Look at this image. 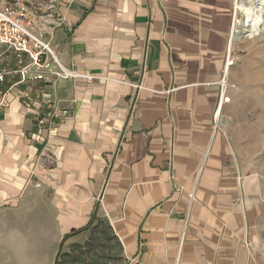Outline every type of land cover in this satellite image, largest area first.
Returning <instances> with one entry per match:
<instances>
[{
    "label": "crops",
    "instance_id": "crops-1",
    "mask_svg": "<svg viewBox=\"0 0 264 264\" xmlns=\"http://www.w3.org/2000/svg\"><path fill=\"white\" fill-rule=\"evenodd\" d=\"M237 2L50 0L30 30L93 83L51 57L23 81L28 56L0 46V264H55L94 212L125 264H264V171L236 145L226 73Z\"/></svg>",
    "mask_w": 264,
    "mask_h": 264
},
{
    "label": "rangeland",
    "instance_id": "rangeland-1",
    "mask_svg": "<svg viewBox=\"0 0 264 264\" xmlns=\"http://www.w3.org/2000/svg\"><path fill=\"white\" fill-rule=\"evenodd\" d=\"M3 1L0 0V3ZM24 1L34 13L50 11V0ZM238 17L242 20L243 15L239 13ZM34 21L32 20V24ZM236 31H239L240 35H236L232 43L231 61L233 71L238 74L239 79L229 81L230 105L233 106L235 118L233 130L244 163L259 172L264 171V32L256 38L248 39L244 37L247 30L242 26L238 25ZM110 237L105 229L95 236L96 248L86 258V262L78 260L76 256L74 259L66 256V253H70L71 247L67 248L65 245L60 264H94L93 258L100 261L99 264H125L116 241L109 240ZM87 238L88 236L85 238L84 235H78V244H83Z\"/></svg>",
    "mask_w": 264,
    "mask_h": 264
},
{
    "label": "built area",
    "instance_id": "built-area-1",
    "mask_svg": "<svg viewBox=\"0 0 264 264\" xmlns=\"http://www.w3.org/2000/svg\"><path fill=\"white\" fill-rule=\"evenodd\" d=\"M33 20V12L29 4L24 0H4L0 3V46L5 47L9 51H13L17 54L27 55L29 63L23 66L17 72L21 75L22 80L25 81L35 68L49 71L50 62L48 57H51L53 61L59 65L58 71H49V73L55 75L58 78L72 79L74 81H84L87 83H93L96 80L102 81L104 78L97 76L89 72H78L73 69L64 68L57 60L54 52L50 48L48 43L37 36L30 26ZM231 52L227 56V70L232 65ZM45 57V59L43 58ZM16 71L8 67L2 66L0 63V83L4 81L7 76L12 75ZM226 76L220 82L221 90L227 88ZM135 87L141 88V84H136ZM2 101H0V106ZM52 117L59 115V110L53 108V112L50 113ZM46 124L45 119H38V127L42 128ZM195 198V194L191 193L190 202L192 203Z\"/></svg>",
    "mask_w": 264,
    "mask_h": 264
},
{
    "label": "trees",
    "instance_id": "trees-1",
    "mask_svg": "<svg viewBox=\"0 0 264 264\" xmlns=\"http://www.w3.org/2000/svg\"><path fill=\"white\" fill-rule=\"evenodd\" d=\"M106 230V233L111 237L109 240H115L116 244L118 245L120 252L122 253V244L120 243L118 237L116 236L113 227L110 225L109 221L106 219H101L98 215L97 212H94L91 216L90 222L88 225L78 231L73 232L71 235L74 234H80V233H86L88 238L83 244H73L70 248V253H66V256H71L77 257L78 260H83L86 262V258L89 257L93 251L96 248V239L95 236L102 233V230ZM71 235H67L64 238L68 239L71 237ZM62 256V250L60 249L57 258H56V263L55 264H60V258ZM74 259V258H73ZM92 262L94 264H99L100 261L95 260V258L92 259Z\"/></svg>",
    "mask_w": 264,
    "mask_h": 264
},
{
    "label": "bare ground",
    "instance_id": "bare-ground-1",
    "mask_svg": "<svg viewBox=\"0 0 264 264\" xmlns=\"http://www.w3.org/2000/svg\"><path fill=\"white\" fill-rule=\"evenodd\" d=\"M237 7L240 8L245 14V22H240L239 26H245L244 36L247 35L248 38L253 39L260 36L264 32V0H242V3L237 2ZM245 23V24H244ZM237 28L234 27L232 40L236 38Z\"/></svg>",
    "mask_w": 264,
    "mask_h": 264
},
{
    "label": "water",
    "instance_id": "water-1",
    "mask_svg": "<svg viewBox=\"0 0 264 264\" xmlns=\"http://www.w3.org/2000/svg\"><path fill=\"white\" fill-rule=\"evenodd\" d=\"M235 34L238 36V35H240V32L239 31H236Z\"/></svg>",
    "mask_w": 264,
    "mask_h": 264
}]
</instances>
